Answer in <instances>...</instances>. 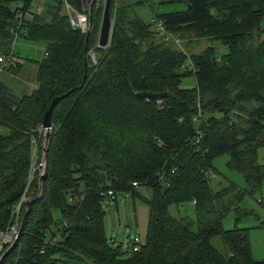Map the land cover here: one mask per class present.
Instances as JSON below:
<instances>
[{"label":"trees","instance_id":"1","mask_svg":"<svg viewBox=\"0 0 264 264\" xmlns=\"http://www.w3.org/2000/svg\"><path fill=\"white\" fill-rule=\"evenodd\" d=\"M33 1L0 0V56H16L10 29L20 13V36L47 44L45 57L35 60L38 88L31 94L17 96L0 83V125L10 129L0 134V234L20 205L18 243L3 264H264L252 253L250 228L222 226L242 197L264 185V0H156L165 11L152 8L149 21L132 12L133 3L111 0L106 47L97 46L102 4L87 33L61 13L63 0L45 14ZM153 19L164 22L165 35ZM167 34L187 45L218 40L228 52L218 56L211 46L187 53ZM189 75L196 84L183 87ZM60 96L47 139L44 117ZM43 134L44 173L31 175L33 139ZM223 154L246 186L213 187L207 172H217L213 161ZM134 182L150 191L143 197L149 222L140 249L125 255L106 235L103 202L138 194ZM108 190L115 199L103 194ZM189 203L193 214H180ZM214 236L224 251L212 245Z\"/></svg>","mask_w":264,"mask_h":264},{"label":"rangeland","instance_id":"2","mask_svg":"<svg viewBox=\"0 0 264 264\" xmlns=\"http://www.w3.org/2000/svg\"><path fill=\"white\" fill-rule=\"evenodd\" d=\"M133 1V4L135 7H137V12L143 13L142 18L145 21H149L153 16L154 12L152 9L149 8L151 6L152 8H155V10L160 13L162 11H165L164 6H160L156 3V0H154V3H144L139 0V4H135L138 0H131ZM150 1V0H149ZM152 1V0H151ZM20 3H14L15 7L23 5V1H19ZM57 3V0H34L33 5L35 7V10L37 12L44 14L46 13V10L50 8L51 5H55ZM125 4L123 0H120L118 2V5ZM14 6V5H13ZM103 6V5H102ZM105 6V5H104ZM104 6H103V12H104ZM183 6V5H182ZM179 7V5L174 6V8ZM61 13L63 15L67 16L66 11L64 10V7H61ZM103 18V16H102ZM113 21L112 18V30H113ZM102 23V21H101ZM155 28V25H153ZM101 28V24H100ZM94 30L92 28L91 32ZM112 30L110 35V40L112 36ZM100 35V30H99ZM99 40V38H98ZM208 38L204 39H194L190 41V44H185V48L188 52L190 51H203L204 48L207 45L208 47H215L216 49V55L220 56L222 54H225L228 52V47L226 45H223L218 40H210L209 43H207ZM110 43V41H109ZM176 45V46H175ZM173 45L178 48L177 44ZM97 46H99V42L97 43ZM100 47V46H99ZM183 49L182 46H179ZM46 48L47 44L45 41H32L28 40L25 37L20 36L17 38L13 43V51L15 55L19 57H23L24 59L30 58L34 60H42L46 55ZM181 49V50H182ZM206 49V48H205ZM185 50V49H184ZM94 53L93 50H90ZM95 55V53H94ZM90 59L97 63V58L95 55V58L92 59V57L89 55ZM32 65H28V68L26 69V75L27 78L30 77L31 73L30 67ZM23 74H17L15 75L13 72L7 71L0 74V83L3 82L5 85L11 86L13 90L17 94H29V90L27 88H23ZM35 79H32L29 81V84L34 83ZM196 84V79L194 75H189L183 80V87H193ZM38 88V87H37ZM38 131L41 133L43 132L42 128H39ZM44 134L41 139L37 141V139H33V164L31 167V175H33L35 172H43L44 173V162L45 159L43 158L40 162V146H44ZM230 160L229 154H223L218 157H216L213 161L214 166L216 168L215 176L212 178V185L215 189H221L225 186H228L229 183L232 181L236 183L240 187L246 186V181L243 176V174L236 169H232L228 166V161ZM260 162L264 163V149H260ZM30 175V176H31ZM138 194H132V192H120L117 195V200H110L106 199L103 202V210L105 212L104 214V225H105V231L106 235L109 239V242L112 245L120 246L121 250L125 252V255H129L133 251V240L135 236H139L141 240L145 241L146 231L148 227L149 222V207L145 203L143 197L149 196L150 191L147 189V186L140 185L137 189ZM135 192V191H134ZM26 199L25 201H30L28 196H24L22 198ZM28 201V202H29ZM182 209H180V214L185 215L184 213L193 214V207L192 205L186 204L184 205ZM178 208L176 205H172L170 207V211L172 214L178 215ZM234 209V208H233ZM264 223V185L259 192V194L247 197H242L238 204L236 205L234 210H231V212L225 216L223 219L222 226L224 229H231L234 228L236 224H238L239 227H247L250 228V241L252 246V253L255 257V259L258 260H264V226L262 224ZM128 235H130L128 237ZM212 245L218 249L219 251H224V244L220 236H214L211 239Z\"/></svg>","mask_w":264,"mask_h":264},{"label":"built area","instance_id":"3","mask_svg":"<svg viewBox=\"0 0 264 264\" xmlns=\"http://www.w3.org/2000/svg\"><path fill=\"white\" fill-rule=\"evenodd\" d=\"M81 5H77L72 3L70 0H63V7L64 10L67 13V17L69 18L70 24L74 29H81L84 32H91L92 28L95 26V22L92 17V11L95 7H98L99 5H105V0H95L94 6L91 7L92 5V0H80ZM87 2V7H84V4ZM105 7V6H104ZM34 11V9H33ZM19 17L21 18L19 22L11 27L10 33L14 35V39L16 40L17 38L20 37V29H21V22H22V14H19ZM155 25V30L160 34V35H165L167 32L165 24L161 20H152ZM173 38L174 41L178 44L181 45L182 41L179 37L167 34L166 38ZM14 40V41H15ZM88 55L92 57V59L95 58V55L92 51L88 52ZM17 65L13 55H5V56H0V74L3 72L9 71L12 67H15ZM191 67H193V64H191ZM201 117V110L195 115L194 120L196 122L200 121ZM46 131V130H45ZM202 134L199 131L197 140L201 138ZM43 172L41 173V175ZM207 175L209 177H214L215 172L210 170L207 172ZM141 183L134 182L133 186L134 189H137ZM107 196V198L115 199L116 195L112 190H108L106 193H103ZM26 199H23L22 201H25ZM29 201V200H28ZM27 201V202H28ZM194 203L196 201L194 200ZM193 203V204H194ZM19 210H20V205L16 208V213H17V218L15 222L10 225L5 231L1 232L0 234V259L1 255L9 248L10 246L13 245V243L18 239L19 236ZM133 240V250L138 251L143 244V241L141 238L137 235L134 237Z\"/></svg>","mask_w":264,"mask_h":264},{"label":"water","instance_id":"4","mask_svg":"<svg viewBox=\"0 0 264 264\" xmlns=\"http://www.w3.org/2000/svg\"><path fill=\"white\" fill-rule=\"evenodd\" d=\"M92 5L91 7L94 6L95 0H92ZM77 5H81V1L80 0H76ZM110 5H111V0H105V7H104V12H103V18H102V23H101V28H100V35H99V46L100 47H106L109 44L110 41V35H111V30H112V19H111V15H110ZM84 7H87V2L84 4ZM167 93H148V92H142L139 95L140 96H148V97H152L155 99L158 98H162L163 96H165ZM63 98V97H58L56 98L49 111L46 113L45 117H44V122H43V128L46 130V138H50V128L52 125L51 122V114L55 108V106L57 105V103L59 102V100ZM46 151V150H45ZM130 235H128L129 237ZM18 241L16 240L13 245L7 249V251L5 252V254L1 257L0 259V264H3L6 256L9 254V252L17 245Z\"/></svg>","mask_w":264,"mask_h":264},{"label":"crops","instance_id":"5","mask_svg":"<svg viewBox=\"0 0 264 264\" xmlns=\"http://www.w3.org/2000/svg\"><path fill=\"white\" fill-rule=\"evenodd\" d=\"M124 2H125V4H132L133 3V1H131V0H123ZM149 8L150 9H152V7H150L149 6ZM135 9L137 10V7H135ZM132 12H135V13H137L138 15H140L141 17H142V15H143V13H141V12H137V11H133L132 10ZM152 19V18H151ZM210 42V40L208 39L207 40V43H209ZM205 48H207V45H206V47ZM205 48H204V50H205ZM184 49H185V51L187 52V53H189L188 51H187V49L185 48V46H184ZM202 51V50H201ZM199 53V51L197 50H195L194 52L193 51H190V53ZM14 59H15V61H16V63H17V61L18 62H20L21 63V66L17 69V70H11V72H13L15 75H17V74H23V79H22V81H23V84H24V86H22L23 88L25 87V88H27L30 92H29V94H31L35 89H37V87H38V82H37V72H38V69H39V65H38V63L37 62H35V60L34 59H24L23 57H17V56H14ZM28 65H32L31 67H30V71H31V75H30V77H28L27 78V75H26V69L28 68ZM32 79H35V81H34V83H32V84H29V81L30 80H32ZM3 85H5V83H3V82H1ZM5 86H7L9 89H11L12 90V92L14 93V94H16L17 96H22V95H28V94H17L14 90H13V88L11 87V86H8V85H5ZM9 132H10V129H9V127H7V126H4V125H0V134H3V135H7V134H9Z\"/></svg>","mask_w":264,"mask_h":264}]
</instances>
